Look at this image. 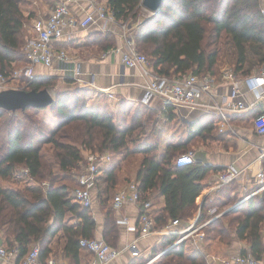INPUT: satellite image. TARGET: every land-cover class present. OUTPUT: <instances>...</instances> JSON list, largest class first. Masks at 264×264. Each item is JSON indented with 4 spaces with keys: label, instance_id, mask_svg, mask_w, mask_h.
<instances>
[{
    "label": "trees",
    "instance_id": "trees-1",
    "mask_svg": "<svg viewBox=\"0 0 264 264\" xmlns=\"http://www.w3.org/2000/svg\"><path fill=\"white\" fill-rule=\"evenodd\" d=\"M107 2L116 21L132 22L135 26L132 29L135 48L147 57L159 76L211 74L216 69L220 41L232 52L236 75H248L264 65V17L259 0H163L160 11L147 16L141 0ZM21 3V0H0L1 72L8 73L26 62L25 25L32 13L26 15ZM91 41L108 48L114 45V36L95 34ZM55 80L58 85L53 76H37L17 85L25 90L46 88L53 93L48 106L15 111L0 108V239L6 249L17 250V262L34 246L38 247L41 260L48 259L52 254L51 241L57 234L64 238L61 254L67 264H79L83 252L93 255L79 246V239L94 237L98 231L93 203L94 190L99 187L92 190V206H83L73 198L85 164L83 151L110 155L100 167L105 175L106 193L99 200L102 208L105 206L99 234L109 245L118 246L120 227L111 201L115 192L109 198L108 190L119 183L117 170L130 155L141 154L129 177L137 183L141 199L150 202L154 227L161 228L173 218L188 221L186 217H192L194 208L198 209L197 200L208 173L222 171L223 167L206 163L200 156L192 164L176 166V156L190 149L191 135L184 143L166 142L159 154L150 155L157 148L152 143H136L132 148L128 141L144 126V115L147 122L154 117L149 110L142 105L127 120L124 104L114 115L104 94L77 85L67 89L54 87ZM46 109L53 113V125L42 118ZM67 128L70 131L66 132ZM212 128L211 119L199 122L193 134L205 136L211 134ZM45 151L50 154L45 156ZM17 168L21 169L22 183H18L19 179L10 180ZM236 188L233 180L205 197L199 206V222L207 218L209 208L219 210L226 205L222 201L227 198L229 203L236 200ZM109 200L112 203L106 205ZM263 204V197L253 194L235 209L211 220L203 227L202 247L228 257L227 246L239 239L249 246L241 254L248 253L260 260L264 252ZM140 208L139 204L138 213ZM135 234L138 236V231ZM176 237L159 236L149 255L141 249V255L132 258L130 264H143L158 253L151 264H206L200 250L186 255L185 242L161 253Z\"/></svg>",
    "mask_w": 264,
    "mask_h": 264
},
{
    "label": "crops",
    "instance_id": "crops-1",
    "mask_svg": "<svg viewBox=\"0 0 264 264\" xmlns=\"http://www.w3.org/2000/svg\"><path fill=\"white\" fill-rule=\"evenodd\" d=\"M259 3L260 7H264V0H259ZM69 10L76 18H81L85 13L92 11L85 0L71 1ZM48 11L49 9L46 12L48 13ZM145 11L144 9V14H146ZM121 23L118 20H97L84 29L80 27H66L64 29V36L57 42V48L66 49L72 59L63 62L55 60L50 67L36 64L34 68L35 74L38 77L53 76L57 78L58 84L66 86L63 87L65 89L77 85L104 94L106 102L111 107L114 115L117 114L121 105L124 104L126 106L125 116L127 120H130L138 108L143 105L154 117L151 121L147 122L144 115L142 121L144 126L133 133V138L136 143L144 144L147 142L157 145V148L150 155L159 154L168 141L175 144L184 143L187 136L189 138L191 135L188 144L192 148L194 160L200 156L206 163L216 167H223L222 171L233 166L238 173L235 178L237 186L235 193L237 196L241 197V194L252 190L256 180H258L259 171L262 170L264 172L262 164V160L264 159V134H257L254 131L252 123V117L261 109V105L256 103L253 107L242 112L223 111L225 117L228 119L229 127L221 131L219 129V122L223 119V115L216 108L202 107L201 105L195 107L175 106L172 104L164 107L162 97L157 94L152 95L147 103H143L142 98L145 85L149 80L154 79L157 74L150 65L144 67L148 71L144 73L141 66L127 67L123 64L121 53L114 50L124 43ZM134 27L132 22H128V33ZM106 33L114 36L113 46L101 48V46L91 41L95 34L104 36ZM226 69L229 70L230 68L223 67L222 72ZM254 72L252 71L246 76L234 74L235 80L239 84L238 88L241 91L246 89L245 78ZM67 80L70 81L68 82ZM231 85L232 83L229 79L222 77L221 84L212 88V98L209 99L208 96L202 95L200 100L204 103H212L222 109H228L232 101L230 97ZM209 119L212 120L213 125L211 134L208 133L205 136L194 135L193 132L196 130L197 123H204ZM157 140H159V144H157ZM129 144L131 145L132 142ZM83 154L85 157L87 153L83 151ZM140 155V153H137V158ZM222 171L216 170L208 173L204 187L205 191H202L199 198L198 208L205 197H209L213 191L219 189L214 187ZM130 175L132 173L128 177ZM105 181V175L102 174L101 170L96 187L104 188L106 185ZM253 190L256 191L257 189ZM225 207L223 206L221 211L225 210ZM210 209L212 208L207 210V218L210 216ZM115 212L120 227V240L117 247L124 248L136 237V234L134 231L128 230L126 228L127 225L124 222H120V220L123 217L126 218L127 224H135L138 218V205L126 203L119 208H115ZM101 215L103 216V214ZM101 215H95L99 229H101L103 222ZM61 238L63 239V243L60 248L58 247L57 251L54 250V245L50 244V248L52 249L50 257L54 258L57 264H67V260L61 254L64 246V238ZM158 238L159 235L154 234L138 240V245L142 249L143 254L149 255L151 247L157 245ZM0 246H3L1 239ZM248 248L249 246L245 241L234 240L227 246L228 257L241 254L243 249L247 250ZM195 250H200L204 254L206 264H222V261L227 258L206 251L202 245L200 249ZM131 261L132 257H130L128 250H124L118 258L110 261L108 264H130ZM260 261L261 264H264V252ZM0 264H18V262L16 257H12L0 259ZM79 264L100 263L93 255L83 252Z\"/></svg>",
    "mask_w": 264,
    "mask_h": 264
},
{
    "label": "built area",
    "instance_id": "built-area-1",
    "mask_svg": "<svg viewBox=\"0 0 264 264\" xmlns=\"http://www.w3.org/2000/svg\"><path fill=\"white\" fill-rule=\"evenodd\" d=\"M74 0H57L53 4L46 15H40L32 21L31 36L27 39L24 50L26 54V62L14 66L8 73L0 71V90L17 87L15 82L21 80H30L37 77L34 68L36 64H42L50 67L55 60L68 61L70 54L64 48H57L56 43L64 36L66 27L87 28L91 23L97 20L116 21L112 9L108 5L107 0H85L91 8V12L85 13L81 18L74 17L69 10V4ZM264 17V7L260 9ZM148 13V12H147ZM149 15V13H148ZM123 45L116 47L114 50L121 53V59L127 67H143V72H148L144 67L149 64L147 57L135 48L132 36L128 33V22H122ZM127 31V32H126ZM223 77L229 79L232 83L230 97L232 99L228 109H222L212 103H204L200 100L202 95L212 98V88L214 87V79L209 74L197 75L188 73L177 78H168L166 76L157 75L154 79L149 80L145 85L142 102L147 103L149 98L157 94L162 97L164 107L167 105H184L187 107L216 108L222 113L223 119L219 122V129L225 130L229 127L228 119L225 117V110L231 112L245 111L253 107L256 103L261 105V109L252 117L254 131L257 134H264V65H261L253 74L247 76L244 80L246 89L241 91L239 84L235 80L234 72L226 69ZM85 156V164L82 171L78 175V187L73 191V198L76 202L83 206H92V190L97 186L100 167L110 159L107 153L91 152ZM176 166H185L194 163V154L191 150L179 153L174 159ZM237 170L230 166L222 171L218 177L214 188H219L235 180ZM258 180L264 187V172L258 173ZM115 208H119L126 203H135L141 205L138 213L137 224H127L126 218H121L120 222L127 225V229L139 233L124 248L112 247L105 242L101 236L79 239V246L93 254L100 264H108L110 261L118 258L124 250H128L130 257H138L141 255V248L138 240L148 235L164 236L168 234L176 235V239L162 250L178 243L185 242L186 245L192 246L194 249H200L203 239V227L209 223L212 218H207L199 222L200 209L192 222L181 221L178 218L169 219L168 223L161 228L154 227V220L150 214V202L142 200L138 191L137 183L131 181L121 186L114 194L112 199ZM216 213L215 208L209 210V214ZM220 214V213H219ZM218 215V214H217ZM16 249H6L0 246V259H9L16 257ZM160 253L156 254L143 264H150ZM18 264H57L54 258L49 257L45 261L39 257V249L37 246L32 247L26 255L18 262ZM222 264H261L260 260L255 259L250 254H236L227 257Z\"/></svg>",
    "mask_w": 264,
    "mask_h": 264
},
{
    "label": "rangeland",
    "instance_id": "rangeland-1",
    "mask_svg": "<svg viewBox=\"0 0 264 264\" xmlns=\"http://www.w3.org/2000/svg\"><path fill=\"white\" fill-rule=\"evenodd\" d=\"M55 0H21V5H22V9L25 11V14L26 15H29V13H32V17H30V19L26 22V37L24 38L25 39V43L27 41V39L31 36L32 32H31V25H32V21L37 18L38 16L40 15H46L47 14V9L50 8L51 4H53ZM46 12V13H45ZM145 15L147 16L148 13L147 11H145ZM130 35L132 36L133 38V35H132V31L130 32ZM250 60V59H249ZM251 62V60H250ZM247 65H251L253 66L251 63H247ZM260 66V65H259ZM223 67H229L233 72V55H232V52L230 51L229 49V46L225 45L224 43H222L220 41L219 43V54H218V60H217V65H216V69L211 73L209 74L211 77H213L214 79V86H217V85H220L221 82H222V77H223V72H222V69ZM258 67V66H257ZM256 67V68H257ZM254 68V66L252 67ZM255 68V69H256ZM235 74V73H234ZM246 76V75H245ZM15 85H18L17 82L14 83ZM54 87H66L64 85H61V84H58L56 83V80H55V86ZM53 94V93H52ZM30 112H28L29 114ZM42 114V113H41ZM52 112H50L48 109L44 110L43 111V114H42V118L45 119V121L48 120V125H53V122H52ZM70 131L68 128L66 129V132ZM132 144L130 145L132 148L135 147L136 145V142L135 139L133 138V136L131 137V139L128 141L129 143ZM84 150V149H83ZM190 150H192V148H190ZM194 150V149H193ZM188 151V150H187ZM85 153H88L87 151H84ZM48 153L50 154V151H45V156L48 155ZM138 156L136 155H130L128 157V159H125L122 164L120 165V168L117 170V178L119 180V183H117L116 187L113 188V189H109L108 190V195H109V198L113 195V193L115 191H117V189L119 188V186H123V185H126V183L130 182L131 181V178L128 177V175L131 173V169L135 167L136 163H137V158ZM263 164H264V161H263ZM14 174L12 176V178L10 179L11 182H18V179L20 180L21 179V169L20 168H17V170H14ZM130 180V181H129ZM23 180H20V182L18 183H22ZM109 182V181H108ZM5 184V182H4ZM105 185V184H104ZM261 183H259L258 180H256V183L253 187V189H257L256 191H254L253 189L250 190V191H247L245 194H241L242 196H236L237 199L234 200L233 202L229 203V198H227L225 201H222L223 203H225L226 207L224 208L225 210L221 211L222 207H220L219 210H216V213H213L209 216V218H212V220L216 217H218L220 214H222L223 212L225 211H228L230 209H235L237 204L239 202H242L243 200L247 199L249 196L253 195V194H257L258 196L261 195V197H263V200H264V187L261 188ZM103 189V190H102ZM97 188L96 190H94V205H93V212L95 213V215L99 216L101 214L104 213V209H105V206H103L102 208V203L99 202V200L101 199V197H104L103 195H105V186L104 188ZM218 190V189H217ZM205 191V190H204ZM203 191V192H204ZM101 193V195H100ZM112 201V200H111ZM109 200V202L106 204V205H109V203L111 202ZM199 202V199L197 200V203ZM112 203V202H111ZM264 205V204H263ZM199 209V208H198ZM197 207L194 208V210L192 211V217H186L188 218V222H192L197 214V211H198ZM220 213V214H219ZM218 214V215H217ZM102 216V215H101ZM231 217V216H230ZM229 217V219H230ZM103 218V216H102ZM185 218V219H186ZM208 218V219H209ZM228 219V220H229ZM227 220V219H226ZM234 226V224L231 226V228ZM224 227H226V224H224ZM230 228V230L232 231V229ZM101 229L98 228V231H96V234L94 237L96 236H100L98 232H100ZM262 234L264 235V228H263V231H262ZM56 243V244H55ZM63 243V239L61 238V234H57L51 241V244L54 245V250H58V247L60 248V246L62 245ZM108 243V242H107ZM109 244V243H108ZM159 247V246H158ZM158 247H155V248H158ZM158 251V250H157ZM195 251V249L193 247H190L188 245L185 246V253L186 255L188 254H191ZM163 261H165L163 259ZM133 262V261H131ZM142 262V261H141ZM137 263H140V262H137Z\"/></svg>",
    "mask_w": 264,
    "mask_h": 264
},
{
    "label": "water",
    "instance_id": "water-1",
    "mask_svg": "<svg viewBox=\"0 0 264 264\" xmlns=\"http://www.w3.org/2000/svg\"><path fill=\"white\" fill-rule=\"evenodd\" d=\"M163 0H141V6L149 15L160 11ZM53 101L52 94L46 89H21L17 87L0 90V108L7 111L26 109L27 107L42 108Z\"/></svg>",
    "mask_w": 264,
    "mask_h": 264
}]
</instances>
